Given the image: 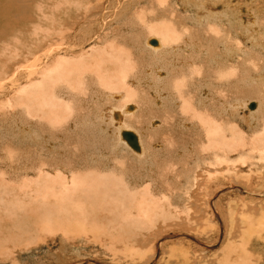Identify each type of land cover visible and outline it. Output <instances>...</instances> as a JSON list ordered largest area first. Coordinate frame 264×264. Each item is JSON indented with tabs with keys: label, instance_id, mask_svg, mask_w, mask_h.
<instances>
[{
	"label": "bare ground",
	"instance_id": "1",
	"mask_svg": "<svg viewBox=\"0 0 264 264\" xmlns=\"http://www.w3.org/2000/svg\"><path fill=\"white\" fill-rule=\"evenodd\" d=\"M93 2L57 0L52 52L41 49L37 41L38 49L26 43L23 55L29 56L22 55L21 66L0 78L11 86L8 93L4 91L6 104H0L8 109L0 124V165L11 164L0 168V191H5L0 210L9 211L4 217L16 229L13 234L25 237L28 226V231L38 232L64 227L59 235L65 248L68 233L76 234L79 241L89 232L108 231L114 225L120 233L149 230V221L161 216L164 208L176 209L171 201L184 205L197 171L211 168L205 179L199 176L201 181H217L223 173L236 179L212 192L211 206L214 198L225 195L231 202L232 195L246 196L251 202L247 208L241 200L244 204L237 209L246 226L244 239L241 236L237 242L244 256L238 264H264V195L259 202L257 192L250 189L260 186L261 176L264 192V0ZM15 14L10 5H0V19L17 25L16 33L21 27L19 31L28 34L32 18L25 14L20 20L19 14L15 19ZM27 41L32 43V38ZM4 67L0 73L11 68ZM17 99L21 106L16 108ZM124 132L135 137L136 150L122 137ZM17 190L38 206L25 209L19 198L15 202L20 207L12 206L15 196L10 201L9 195ZM107 199L110 202L105 204ZM258 210L263 214L258 215ZM110 235L102 246L114 259L121 255L126 262L145 264L146 260L137 261L145 259L146 252L134 247L146 241ZM178 235L158 236L153 246L159 251L174 237L189 245ZM7 237L13 236L7 233ZM171 250L178 252L172 258L186 259L182 253L186 250ZM221 253L224 261L218 264H228L235 249L229 246ZM153 261L150 264L159 263Z\"/></svg>",
	"mask_w": 264,
	"mask_h": 264
},
{
	"label": "rangeland",
	"instance_id": "2",
	"mask_svg": "<svg viewBox=\"0 0 264 264\" xmlns=\"http://www.w3.org/2000/svg\"><path fill=\"white\" fill-rule=\"evenodd\" d=\"M20 1H22V2H20ZM41 1H43V2H41ZM41 1L40 0H32V2L36 6H38V7H36L31 2V0H17V1L16 0H14V1L13 0L12 1H10V0H0V3H1L0 5H3L5 3V6L10 5L12 7V9H14V13H16L15 14L16 15L15 19L19 16V14H20V17H18L17 19H20L23 16L25 17V14H26V15H29L32 18L31 19L32 26H33V23H34V25L36 24L35 26H37V27L33 26L35 29H37V31L33 30L32 26H31L32 28L28 27V29H30V31L34 32L35 34H30V31L27 32L28 34H26L24 30H23V32L19 31L21 27L19 28L18 33H16L17 25L15 24L16 25V27H15V26H13L11 24H8L7 22H5V19L3 17H1L2 19H0V27L3 26V25H1V22H2V24L4 23V26H3L4 28L3 27L0 28V34H1L0 38L2 36V39H0V40L1 41L3 40L2 42H4V43H1V41H0V70L2 71L3 69H5V67H4L5 64H6V66L11 67V68L6 69V71H9L8 73L4 72V71L2 73H0L1 74L0 78H1V76H2V78L4 76L5 77L8 76L10 74V72H13L12 69L15 70V68L17 66H21V61L23 59V56H26V55H23V51L26 49V45L27 44L28 45L30 44L29 48H35V49L36 48L38 49V47L41 44V49H45L46 50V48H47V51L49 50L48 52H50V47L55 44L54 43L55 42V37H54L55 34L53 35V32H54L53 31V25L55 24V20L54 19L57 17V14H58V12H57V10L55 8L56 5H57V0H41ZM44 1H46V2H44ZM79 1L82 2V3L84 2L83 0H79ZM93 1H94L93 3H95L97 0H93ZM11 2H13V3H11ZM14 2H17V3L20 2V3L17 4V3H14ZM29 2H30V4H29L30 6L34 5L35 7L31 8L28 5ZM39 2H40V4H39ZM25 3H26V5H24ZM31 3H32V5H31ZM87 3H92V0H85V2L83 4H87ZM16 5H17V8H18V11L15 9ZM39 5L40 6L44 5V6L41 7L42 9L40 8V10H37V8L40 7ZM28 6L31 9L30 8L26 9V10L23 9L25 7L27 8ZM4 9L7 10L5 7H4ZM32 9H34L35 13H33L34 11H32ZM27 11H31V12H27ZM38 12H41V13H38ZM33 14L34 15L36 14L35 17L33 16ZM38 14L39 15L43 14V17L45 18V20H44V18H42V16L39 17V19H38V16H37ZM48 14H49V16H48ZM21 15H23V16H21ZM51 17H53V18H51ZM23 18H22V20L25 19V18L24 19ZM40 18H42V19H40ZM38 22H40L41 25ZM43 24H44L45 28H44ZM7 27H8V32H7V29L4 30ZM12 28H15V29H12ZM38 28H40L39 31H38ZM2 30L5 31L4 35H2V33H1V32H3ZM20 32L24 33V35L21 34ZM49 32H50V35H49ZM46 33H47V36L45 35ZM6 34H7V38H6ZM12 35L13 36L15 35L14 38H11ZM16 35L17 36L22 35V36L21 37H17ZM8 36L9 37L11 36V37L8 38ZM23 36H25V37H23ZM3 38H6L5 39L6 41ZM22 38H24V41H22ZM26 38H28V39H26ZM31 38H32V41H31ZM29 39H30V41L33 44L30 43L29 41H27ZM39 39H40V41H39ZM48 39H50L51 41L48 40ZM35 42L37 44H39L38 47H37V44ZM10 43H11V45L12 44L15 45V46L12 45L14 50L12 49L11 45L9 46ZM34 43H35V45H34ZM4 44H6V45L8 44V46H6V45L4 46ZM23 44H24L25 48H24ZM3 46H4V48L6 47L7 49H4ZM20 47L21 48L23 47V48L21 49ZM10 48H11V50H10ZM3 50H6L5 51L6 53ZM9 50H10L11 53H9ZM51 52H52V50H51ZM7 53H9L10 55L7 54ZM19 53L21 54V56H20ZM10 56H13V57H10ZM28 56L29 55H27L26 57H28ZM13 58H14V60H13ZM7 59H11V60H7ZM3 60L9 61V62H5ZM12 60H13V62H11ZM15 60H16V62H15ZM18 63H20V64H18ZM22 63H23V61H22ZM13 64H15V65H13ZM18 71H21V70L19 69ZM0 82H1V88L0 89L2 90V94H3V95L1 94V90H0V104H6V100L8 98H7V94L4 93V91H7V93H8V90L11 88V86L9 84H7V82H5V80L4 81H0ZM17 100L13 101V102L16 101L15 102L16 108L20 104L19 100L18 101ZM1 106L2 105H0V113H1L0 114V120L2 119L1 120L2 123L0 121V124L3 125V122H5V120H3V119L7 118L6 116H4V114L8 113V109L6 107H1ZM20 106H21V104H20ZM243 128L245 129L244 132H247L248 129L246 127H243ZM4 152H5V154H7L6 151H4ZM1 164L4 166V168H3V166L0 165V166H2V167H0L1 170H4L5 166L6 167H10V165H11V164L10 165H7V164L4 165L3 163H1ZM14 168H15V163H14L13 169ZM204 169H205L204 172L206 174H207V172L212 174L210 171H208L211 168H208V169L204 168ZM203 170L202 171H199V170L197 171V173H199V174L196 173V175H198L197 178H196L197 181L195 182V185H194V187H193V189L191 191V195L188 197V199L185 202L182 203L184 205H178V203H176V205H175V203L173 201H171L176 209H173V208H169L168 209L166 207V208H164V210H162V212L160 211L164 215V217L161 214L162 217L160 215H158V216H156L153 219L154 221L153 220H151L152 222L149 221L150 225H151L149 230H148V228H146V230L143 229L142 231H140V229H139V231H137L138 229H136L137 232L135 230H132L130 232V234L129 233H123V232L120 233L119 230L117 229V226L114 225L113 229H110V228L108 229V231H110L109 233H108V231L106 229H104V230L97 229V232H94L93 234L91 232H89L88 234H86V237H85L84 240H79V241L77 240V235L76 234L68 233V235L66 236V240L67 241L65 240V243H64L66 245L65 248L61 247V244H62L61 242H63V239L59 235V234H61V231L63 230L64 227L61 228L60 226H58L56 228L55 227H49L50 231L48 230V231H39V232L38 231H34L32 229H30L28 231V229H29L28 228L29 226H28L27 227L28 229L26 228V230L28 231V232L27 231L26 232L28 234L25 232V237L17 238L15 236L16 233L13 234V232H15L16 229L12 230L10 228V227H12V225L8 224V222L6 221V218H5L6 216H8V214H6V213H9V211H7L6 208H2L3 210H0V215L3 216V217L0 216V226H1L0 227V237L2 236L0 238V242H1L0 243V253H1L0 254V264H90L93 260H97L101 264H130V263L132 264V262H130V261L126 262L125 259H123V256L121 257V255L119 256L118 259H114L115 258L113 256L114 254L110 250L106 249L107 246L104 247L108 243V239H109L108 238V234L109 235L112 234L110 236L118 237L119 239H123L124 241H127V240L128 241H132V242L141 241L143 243L146 241L145 242L146 244L145 243L143 244L144 246L140 245L138 247H136V246L134 247L138 251L140 250L139 252H141V253L146 252V253H143V255H145V257H144L145 259L141 258V260H138L137 263L138 262L144 263L145 260H146L147 263L145 262V264H148V263L150 264L153 260H155V262L154 261L153 262L154 263L159 262L158 264H163V263L164 264H176L177 262H178L177 264H182L183 260H185V262H184L185 264H202V263L203 264H218V261L219 262H223L224 261L223 258H222L221 249L222 248L224 249L226 247L232 246V248L235 249V253H233L231 255V257L228 259L229 262H227V261L226 262L228 264H238V262H242V260L240 261L241 257H242V259H244L243 253L240 250L241 249V246H240L241 238L240 237L243 235V229L246 226L241 224L242 223L241 220H240L242 218V217H240L241 213L238 212L237 209H239V211H240V205L244 204V202L242 203L241 200H244L247 203V204L245 203L246 207L249 205L248 203H251V202H248V199H247L246 196L242 197L240 195H232V196H234V198H232V202H231L230 197H228V195H225V196H222V198L221 197L214 198V200H216V201H214V202L212 201V203H211L213 208H214V210H212L213 208L210 205V202H211V199H212L211 195L213 194L212 192H214L215 190L219 189L222 186L225 187L229 183L231 184V183L236 182V179L234 178V176L228 177L226 175V173H223L224 176H223V178L220 177L219 178L220 180L218 179L216 181V179H217L216 178V179H214L215 180L214 182H211L209 180L208 182L205 181L206 182L205 183L203 180L205 179L204 177L208 176V174L207 175L205 174V176H204L203 175L204 174ZM10 176H11V174H10ZM199 176L203 177L204 179L202 178V181H201ZM0 180L2 181L1 178H0ZM237 182H238V180H237ZM239 182H238L239 185H241V186L244 185L245 187L247 186V183H242L241 182L242 184H240ZM261 184H262V180H261V176H260V186L253 188V185H252V188H250L251 190L254 191V194L257 192L255 194L256 196H257V194L259 195L258 196L259 202H260V200L263 197L262 195H264V192H262L263 189H261L262 188ZM10 186H12V185H10ZM32 187H34V186H32ZM3 190H6V189H3ZM259 190H261L260 194H259V192H260ZM17 193L20 195V197H17V195H18ZM3 194H5V191H0V195L3 196ZM14 194H10L9 195L10 201H11V199L13 201V199H14L13 197L15 196V199H14L13 203L11 202L12 206L17 207L20 204V206L23 205L24 208L26 207L25 209H29L30 208L31 210H32V208H35V207L38 206V205H36V201H34V200L31 201L28 198H23V195L21 196V193L18 190H17V192L14 191ZM17 198H19V199L17 200ZM23 199L25 200L24 203L26 202L25 204L21 203V201L23 202ZM15 200H17L18 202L20 201V203L17 204L18 202H15ZM27 200H28V202H27ZM229 200H230V202H228ZM237 200H239L240 203ZM3 201H4V199L1 198L0 203H2ZM108 202H110V200L107 199L105 201V204L108 203ZM26 205H28V207ZM31 205H32V207H31ZM98 206H101V203H99ZM177 206H178V209H177ZM244 206L245 205L241 206V208L243 207L242 210L245 211L244 215H246L247 214L246 213L247 212L246 209L248 207L246 208ZM19 207H17V208H19ZM186 207H187V209H186ZM233 208H234V210H233ZM97 211H98V213L102 214L103 216L106 214L105 210H102V211L97 210ZM155 211L156 210H154L153 212H155ZM259 211L260 210H258V212H257L258 215L259 214H263L262 211H261L262 213L259 212ZM153 212H151V213H153ZM164 212H165V214H164ZM158 214H159V212H158ZM216 214L218 215L217 217L219 218V220L215 218L214 215H216ZM233 215H235V216H233ZM1 219L3 221H1ZM141 222H142V220L140 219V223ZM3 225L5 227L6 226L9 227L8 228L9 231L7 230V227L5 228L6 229L5 230ZM23 227H24V225H23ZM10 229H11V231H10ZM115 229H116V232H115ZM31 230L34 231V232H32ZM217 230L219 231L218 238H216ZM132 232H134V234ZM220 232H222V236H221ZM7 233L9 234V237L13 236V237H11L12 238L11 240H10V238L7 237ZM178 234L182 235L183 238H181V239L183 241H185L189 245L191 244V247H189V249H188L189 245H185L183 243H180L179 241H177L176 237L172 238L171 241H169L167 243L168 245L163 246L161 248V250H159V251L157 250L156 246H153L154 243L157 240L156 238H159L161 236L167 237V235H176L177 236ZM69 235L73 236L74 238L73 237L71 238V236H69ZM185 235L188 236V238H190V239L185 238ZM26 237H27L28 241H25V240H27V239H25ZM36 237H37V239H36ZM179 237L180 236L178 235L177 238L179 239ZM215 238H216V241H215ZM23 239H24V241H23ZM70 239H73V240H70ZM243 239H244V237H243ZM7 240H8V242H7ZM188 240H190V241H188ZM239 240H240V242L238 244L237 242ZM2 241H4V242H2ZM12 241H14V243ZM198 244H201L202 247H200V245H198ZM102 245H104V246H102ZM118 245H117V248L121 247L122 243H120ZM147 245L149 246V248L147 247ZM129 246L131 247V245H129ZM146 247L148 248V250L145 251ZM151 247H152V249H150ZM173 247L176 248V249L182 248L183 250H186L184 252L181 251L182 253L185 254L186 259L182 258V256L176 257L177 255L175 256L176 258L175 257L172 258L171 255H174L175 253H178V252H174V250L173 251L171 250V248H173ZM196 247H197V249H196ZM203 247H206V248H203ZM237 247H238V249H236ZM155 248H156L157 252H155V254H154L153 251L155 250ZM198 249H200V250H198ZM105 251H107V252L105 253ZM130 251H132V250H129L128 252H130ZM181 252H179V254H181ZM149 253H150V255H149ZM189 254H191V255H189ZM159 255H160V257H159ZM167 257L170 258V259H168ZM183 257H184V255H183ZM159 259H162L161 263H160ZM163 259H165V260H163ZM118 260H120V261H118ZM143 260H144V262H143ZM169 261H172V262L169 263ZM173 262H175V263H173Z\"/></svg>",
	"mask_w": 264,
	"mask_h": 264
},
{
	"label": "water",
	"instance_id": "3",
	"mask_svg": "<svg viewBox=\"0 0 264 264\" xmlns=\"http://www.w3.org/2000/svg\"><path fill=\"white\" fill-rule=\"evenodd\" d=\"M122 137L127 141V143L133 148V149H137V145H136V140L135 137L133 136V134L129 133V132H124L122 134Z\"/></svg>",
	"mask_w": 264,
	"mask_h": 264
}]
</instances>
